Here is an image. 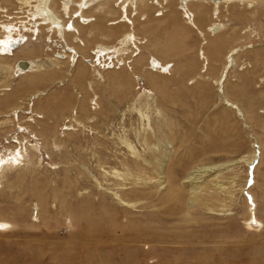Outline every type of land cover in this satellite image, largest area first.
<instances>
[{"label": "rangeland", "instance_id": "obj_1", "mask_svg": "<svg viewBox=\"0 0 264 264\" xmlns=\"http://www.w3.org/2000/svg\"><path fill=\"white\" fill-rule=\"evenodd\" d=\"M152 3L148 11H128L133 25L121 21L113 2L108 8L118 11L115 16L105 18L88 9L83 15L93 20L86 24L72 17L71 6L65 18L80 26L84 46L69 42L67 34L61 43L69 58L56 48L48 50L45 45L56 34L49 35L43 25L39 34L20 31L42 49L32 58L68 59L43 79L31 82L13 72L0 81V161L28 143L40 150L33 167L22 164L2 176L0 224L10 226L0 230V264H264V5L256 10L220 6L217 20L225 29L206 35L204 42L188 18L205 31L216 21L211 7L202 16L191 8L190 14L183 13L177 0L161 7ZM16 4L0 0V25L26 22L31 28ZM116 20L120 24L109 26ZM94 24L98 34L86 40ZM125 32L137 39L121 55L123 64L109 68L105 63L116 59L95 60L97 45L117 47ZM79 46L83 52L77 51L78 67L72 71L70 49ZM239 47L247 49L240 50L220 88L213 79L231 48ZM24 58L20 53L13 57ZM150 58L166 70L153 71ZM8 63L13 67V61ZM82 67L78 81L75 70ZM229 102L240 112L229 108ZM144 107L156 138L163 140L158 128L166 133L171 128L166 141L171 159L165 163L179 201L168 188L124 185L104 174V168H121L124 158L133 166L124 142L145 153L138 138L147 123L138 113ZM253 152L258 156L252 166L239 162ZM147 159L155 165L152 156ZM199 164H232L222 172L225 180H235L232 197L225 202L228 208L213 204L210 213L196 209L184 217L188 187L181 183ZM132 189L137 191L130 193Z\"/></svg>", "mask_w": 264, "mask_h": 264}, {"label": "bare ground", "instance_id": "obj_2", "mask_svg": "<svg viewBox=\"0 0 264 264\" xmlns=\"http://www.w3.org/2000/svg\"><path fill=\"white\" fill-rule=\"evenodd\" d=\"M11 1H15L17 3L16 5H19L21 7V10H23L24 13L27 14L26 15L27 17L25 15H23V17L25 16L26 19L30 20L31 23L29 22V24H30L31 28H28L26 26V22H23L20 25H16L10 21L9 24H7V25L3 24V23H2V25H0V28H1V30H0V81L5 76L11 77L13 72H14V74L17 73L18 75H20L19 78L20 77H23V79L27 78L31 82L35 81L38 78L43 79V77H45L44 75L46 72H49L52 69H54V70L58 69V67H60L62 65L61 61L63 62L64 60L69 58V55H67L65 51L62 53H65L67 55L68 58H66V59L62 55H56L55 58H51V59L47 58V59H42V60H41V58L39 59L38 57L32 58V57H35V56H33V54H35L37 51H41L42 49H36V46L38 48V45L32 44L31 41L29 42L30 37L27 34L25 36L22 35L20 32L21 30H24L26 33H29V32L38 33L40 31H42V30H40V26L43 25L44 29L47 30L49 35L54 32L56 34L57 38H59L60 40L61 39L64 40V37L68 36L67 34H70L68 36L69 42H70V40L72 42H76V43L79 41L80 45H83L84 39L80 38V36L82 34L79 36L80 26H78L76 23H74L73 19L72 20L70 19V22L67 24V21L65 18L66 16H68V18H69V9L71 6L72 7L74 6V8H75V10H73L71 12V13H73V15L71 14L72 17L79 19L81 24L82 23L86 24V23L90 22L89 20H93L92 18H88V17H85L83 15L85 10H88V9H90V11H92V13H94V14L103 15L105 18H107L109 16H115L118 11L116 12L114 9L108 8V6H109L108 4L110 2H113V4L115 5L114 7L119 8L118 9L119 13H120V15L123 16L122 20L119 18H118V20L126 21V22L130 23L131 25H133L134 23H132L128 18H126V14L128 13V11H132V10L135 11L136 8H138L140 10L144 9V12H145V11H148L150 9V6H151V0H77L76 2H74L72 0H3V3H5V4L9 3V5H10ZM159 1H162V3L165 5H167V2H168V0H159ZM58 2L60 4V8H57L56 4ZM152 2L157 7H161L163 5V4H160L158 2V0H152ZM231 5H242V6L244 5L248 10H252V9L256 10L255 6H257V5L263 6L264 0H177L178 9L181 10L185 14H190L191 12H189V8H191L195 14L204 16L205 14H207V12H205V9L208 7L212 8V16L215 18L216 21L209 23V25L205 28V31H201V29H199L195 25V23H193V19L190 20V18H188L190 25H192V27H194L197 30V32L202 36V39L204 42H205L206 35L214 37V36L218 35L222 30L225 29V25L220 23V21L217 20V16L219 14V7L220 6L227 7V6H231ZM11 8H12V6H11ZM16 9L17 8L15 7V10ZM24 9H26V10H24ZM6 10H7L6 8H4V9L2 8L1 12H6ZM59 10H60V12H59ZM143 13H141V16L146 19V16ZM171 13L172 14H170V16L171 17L174 16V13L173 12H171ZM252 14H251V16H252ZM191 16H193V14H191ZM143 18H142V20H143ZM118 20L109 24V26L112 24H114V25L120 24ZM18 21H21V20H18ZM147 23H146L147 26L151 24L149 21H147ZM92 26L93 27H91L90 30H88L89 32L86 35V40L92 39L95 32H96L95 36L98 34V32L96 31L97 26L95 24ZM131 30H134V29H131ZM263 31H264V29H263ZM69 32H71V33H69ZM144 33H145V31H144ZM47 38H50V37H47ZM136 39H137V37L133 36V34H131V33L128 34V32L127 33L125 32V34H123V36H122V39L119 40V44H117V47L116 46H109L108 47V46H104V45H97L95 48L96 49L95 60L96 59L97 60H104L106 58L110 61L111 59L115 58L117 63L124 62L123 58H120L121 55L124 56L125 53L129 52L128 51L129 45L130 44L133 45V41L134 40L136 41ZM48 42H51V44H52L54 41H53V39H49ZM45 46L48 48V45H45ZM78 48H81V47L80 46L79 47H72L70 49V52L72 50V52L74 53V54H72V56H73L72 59L70 57L71 70H72V68L75 69V67H78V66H76V64L74 62L76 59V56H78L76 54L77 51L83 52L82 48L79 50H78ZM247 48H252V47L250 46ZM247 48H244V47L243 48L239 47V48H234V49L231 48V50L229 51V53L226 56L225 64L223 65L219 76L216 79H213L214 83L216 85H218L220 88L223 87V81L226 78L228 70L235 66L236 56L240 53V50L243 51V49H247ZM165 51H168V49H166ZM17 53L23 54V56L25 58L24 59H13L14 55ZM117 57L119 58V60H117ZM202 58L204 59L203 56H202ZM149 60L152 63L151 69H153V71L154 70H161V69L163 71H164V69L166 70V68H163L164 65H162L158 59H155V58L151 59L150 58ZM8 61H13V67H11V65L8 63ZM103 66H104V64H103ZM75 73H76L75 74L76 80L79 81L80 77L82 75H84V68L82 67V68L76 69ZM102 75H101V73H98L97 77L101 79V78H103ZM89 84H90L89 85L90 88L92 89L93 84L91 82ZM38 94H40V93H38ZM145 107L138 109V113L140 115L141 120L142 121L147 120L146 124H144V123H143L144 125L142 124V132L138 133V138H140L142 140V144L144 146V152L145 153L141 154L135 148L134 145H132L131 143L126 141V142H124V145L128 148L130 154L135 159L133 166H130L131 162L129 163L127 158H124L123 160H120L121 168H109L108 170H105V168H104L105 172L104 171L103 172H104V174H108V175L112 176L117 181H119L120 184H124V185H130V186L136 187L139 185H145V184H152L153 185L154 184L155 188L157 190H161L162 188H164V189L168 188V194L172 196L171 198L175 201H179V195L177 193L178 192V188H177L178 186L175 187L174 185H171V183L173 182V180H172L173 174L171 172H169V170H167L166 163H165L166 162L165 160L169 161L171 159V158L169 159L170 154H169V151H167V149H168L167 145H169V144H168V142H166L169 140V134H172L171 128L168 127V133L162 132V128H158V130L161 131L160 133L163 135V140L161 137H159V139L156 138L155 132L153 131V128H151V126H150L149 118L146 116L147 114L145 111ZM228 107L231 109H236L237 111L240 112V109H238L237 105L232 103V102L228 103ZM14 115H15V113H14ZM2 123H4V122H1L0 124H2ZM147 135H149L150 137H147ZM152 138H154L155 141L150 140ZM54 142H56V141H54ZM154 142H155V144H153ZM28 145H29L28 147L22 148L20 153L16 152L15 155L11 154L9 156V158H7L6 160L0 161V186H2V184H1L2 181H4L2 179V176L6 170H9V169L13 170L12 168H16V166H20L22 164L25 166L31 164V167H33L34 157L40 158L39 157L40 156L39 155L40 150H39L38 145L29 144V143H28ZM44 149H46V147H44ZM147 153H148V155H147ZM149 155L152 156V160L155 162V165H153V163L147 159V156H149ZM257 156H258V154L253 152L247 156H243L242 158H240L239 162L240 163L243 162L248 166L249 165L252 166L251 164H253V162L255 161V158L257 159ZM0 160H2V159H0ZM163 163H164V165H163ZM231 165L232 164H229V165L228 164H220V165L206 166L203 164H199V165H195L194 167L189 169L185 178L183 179V182L181 183V184H183V186L187 185V187H188V193H186V195H184L186 197L185 198L186 203H185V201H183V204H184L183 209L185 212L184 217H187L188 215H190V213L192 215L193 210H196V209L203 211V213H208V212L210 213V211L212 210V208L210 206H212L213 204H219V206L221 208H226L229 205V204H225V202L227 199H230L232 197L231 188L234 185L235 180L234 179H230L229 181L225 180V178L223 177L224 173H222V172H223V170H226L228 168V166H231ZM18 169H20V167ZM24 169H26V167L23 168L22 170H24ZM147 169L152 170V172H151L152 175H150L146 171ZM14 171H16V170H14ZM17 179H18V177H17ZM16 181H18V180H16ZM136 191H137L136 189H132V190H130V193H135ZM165 191L166 190H164V192ZM181 193H183V192H181ZM220 196H224V198L221 199V198H219ZM182 199L184 200V198H182ZM38 200H40V199L38 198ZM122 202L125 203L126 205H127V203H130L129 200H125ZM181 205H182V203H181ZM43 211H44V209H43ZM43 211H42V213L44 216V214L46 215V212L44 211L45 212L44 213ZM41 214H39V216ZM9 226L2 223V224H0V230L3 231L4 229L9 228ZM11 228H12V225H11ZM197 263H200V261H198ZM183 264H188V263L184 262Z\"/></svg>", "mask_w": 264, "mask_h": 264}, {"label": "built area", "instance_id": "obj_3", "mask_svg": "<svg viewBox=\"0 0 264 264\" xmlns=\"http://www.w3.org/2000/svg\"><path fill=\"white\" fill-rule=\"evenodd\" d=\"M53 43L52 44H50V43H48L49 44V47H48V50L50 51V50H52V48L54 49L55 47H56V49L57 50H60V52L62 51V52H67V50H66V48L64 47V45H63V43H61L62 42V40H60L59 38H53ZM59 42L58 44L56 43V42ZM56 44V45H55ZM61 52V53H62ZM115 59V58H114ZM113 59H111V61H112ZM110 63H112V64H110ZM116 63V61L114 60V61H112V62H109V63H105V67L107 66V67H111V66H113L114 64ZM109 67V68H110Z\"/></svg>", "mask_w": 264, "mask_h": 264}]
</instances>
